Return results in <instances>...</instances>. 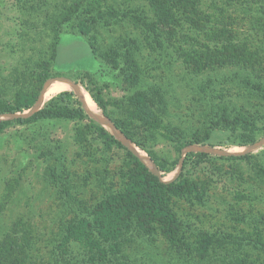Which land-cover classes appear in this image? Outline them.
<instances>
[{
  "label": "trees",
  "instance_id": "16d2710c",
  "mask_svg": "<svg viewBox=\"0 0 264 264\" xmlns=\"http://www.w3.org/2000/svg\"><path fill=\"white\" fill-rule=\"evenodd\" d=\"M27 6L34 18L42 13L31 0ZM236 6L234 0H59L54 10H43L45 25L51 26L54 36L61 24L70 25L87 38L94 55L119 71L127 96L122 104H111L122 117L112 116L110 103L91 78L93 84L87 91L113 126L148 153L159 174L91 118L72 90L52 96L29 117L0 120V133L15 124L81 123L76 139L82 143L90 138L99 144L89 179L83 176L74 181L64 165L49 169L48 178L58 195L56 230L50 228L41 237L22 220L13 222L9 229L0 230V264H149L153 260L150 249L160 243L165 244L167 261L214 264L210 260L216 254V235L192 231L174 206L175 198L204 202V184L191 171L209 155L186 152L177 177L165 182L162 176L177 162L158 158L148 142L151 145L162 135L182 148L204 143L211 129L220 128L230 132L231 143L245 145L255 142L260 129L264 133V114L244 108L264 109V8H241L249 18H241L244 23L239 26L240 18L230 12L238 11ZM59 41L56 36L54 55ZM147 52H159L157 60ZM174 62L183 66L185 74L200 76H192L186 83L196 79L194 91L208 107L204 119L189 130L163 120L167 106L161 98L165 99L167 88L161 89L153 81L160 72L156 67ZM222 68L226 74L205 75ZM226 88L238 91L243 104L225 94ZM39 89L38 85L15 102L0 93V115L35 106ZM116 160L121 164L118 168L111 166ZM236 254H224L226 260L217 264H245Z\"/></svg>",
  "mask_w": 264,
  "mask_h": 264
},
{
  "label": "rangeland",
  "instance_id": "374dc122",
  "mask_svg": "<svg viewBox=\"0 0 264 264\" xmlns=\"http://www.w3.org/2000/svg\"><path fill=\"white\" fill-rule=\"evenodd\" d=\"M31 1L38 4L43 13V10H54V3L56 6L59 0ZM27 2L0 0L1 95L15 102L22 95L32 93L38 85L39 94L47 83H71L72 88L66 87L60 91L72 90L91 118L133 150L150 169L156 170L145 150L130 144L112 128L87 91V87L91 88L93 84L89 82L91 78L110 103L108 109L112 116L122 117L121 111L111 104H122L127 96L119 71L94 55L87 38L65 23L60 25L57 32L60 41L54 55L52 49L56 36L53 29L45 25L41 12L37 18L32 17L33 14L27 11ZM234 2L238 11L230 12L235 14L237 20L240 18L239 26L244 23L241 18H249L241 8L248 6L257 11V8H264V0ZM147 54L155 60L159 56V52ZM156 68L160 72L155 74L153 81L161 89L167 88L163 94L165 99L161 98L167 106L163 120L170 119L174 124L172 127L181 126L185 130L197 127L204 119L208 107L205 101L198 99L194 91L196 79L187 83L186 80L192 79V76L199 79L200 76L195 77L193 72L185 74L183 66L175 62L167 63L161 69ZM226 72L222 68L208 70L205 75L212 78L215 73ZM224 90L225 94L232 95L234 102L243 104L242 97L237 95L238 91L232 88ZM240 91L243 95L247 94L244 90ZM59 92L48 94L41 105L34 108L0 115V120L29 117ZM244 108L247 112L264 114L263 108ZM81 128L82 124L76 122L40 121L35 124L11 125L0 133V230L9 229L13 222L19 220L41 237L50 228L56 230L58 195L57 188L48 178L49 169L64 165L74 181L79 182L83 176L89 179L95 168L92 156L99 153L98 142L87 138L86 142L81 143L76 139V132ZM231 140L230 132L213 128L210 137L201 144L179 148L172 140L159 135L155 143L150 145L148 142V145L157 153L158 158L177 162L173 170L162 176L165 182L177 177L186 152L203 151L209 155L197 169L191 171L192 176L204 184V202L175 198L174 206L192 231L216 235V254L210 260L212 263L226 260L224 254L237 253L242 263L249 264L252 261L253 264H260L264 262V133L261 129L256 132V140L251 144L239 145L231 143ZM119 165L120 162L116 160L111 166L118 168ZM154 249H150L153 260H149V264H180L176 260L167 261L164 243ZM156 251L161 258H157Z\"/></svg>",
  "mask_w": 264,
  "mask_h": 264
},
{
  "label": "bare ground",
  "instance_id": "6f19581e",
  "mask_svg": "<svg viewBox=\"0 0 264 264\" xmlns=\"http://www.w3.org/2000/svg\"><path fill=\"white\" fill-rule=\"evenodd\" d=\"M66 87H70L72 88V84L71 83H47L43 86L41 92L39 93V97L37 100V103L35 104V106H39L41 105V103L44 101L45 97L50 94V93H55V92H59L60 90H62L63 88ZM69 88V89H70ZM78 92V91H77ZM87 93V92H86ZM89 104V103H88ZM90 105V104H89ZM93 106V105H92ZM101 112V111H100ZM101 115L103 116L102 112ZM95 116V115H94ZM98 117V116H97ZM104 117V116H103ZM105 118V117H104ZM113 128V127H112ZM115 130V129H114ZM116 131V130H115ZM117 132V131H116Z\"/></svg>",
  "mask_w": 264,
  "mask_h": 264
},
{
  "label": "water",
  "instance_id": "95a60500",
  "mask_svg": "<svg viewBox=\"0 0 264 264\" xmlns=\"http://www.w3.org/2000/svg\"><path fill=\"white\" fill-rule=\"evenodd\" d=\"M31 108H34L33 106L31 107ZM104 116V115H103ZM105 117V116H104ZM106 119H107V121L108 122H110V124L112 125V127H113V129H115V130H117L114 126H113V124H112V122L107 118V117H105ZM117 132L124 138V139H126L118 130H117ZM127 140V139H126ZM129 141V140H128ZM130 142V141H129ZM130 144H133V145H135L134 143H131L130 142ZM136 146V145H135ZM144 161V160H143ZM144 163H145V161H144ZM152 163V162H151ZM147 165V164H146ZM180 169V168H179ZM156 174H159V172H157L156 170H153Z\"/></svg>",
  "mask_w": 264,
  "mask_h": 264
}]
</instances>
